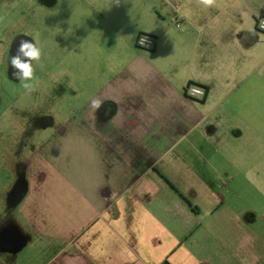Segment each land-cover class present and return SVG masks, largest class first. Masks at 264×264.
Instances as JSON below:
<instances>
[{
  "label": "crops",
  "instance_id": "obj_1",
  "mask_svg": "<svg viewBox=\"0 0 264 264\" xmlns=\"http://www.w3.org/2000/svg\"><path fill=\"white\" fill-rule=\"evenodd\" d=\"M9 5L0 98L18 41L42 55L31 110L0 109V264H264V0ZM232 165L256 205L217 190Z\"/></svg>",
  "mask_w": 264,
  "mask_h": 264
},
{
  "label": "rangeland",
  "instance_id": "obj_2",
  "mask_svg": "<svg viewBox=\"0 0 264 264\" xmlns=\"http://www.w3.org/2000/svg\"><path fill=\"white\" fill-rule=\"evenodd\" d=\"M5 88H6V94L0 98V109L5 110V109L10 108V109L17 110L18 108H26L27 110H31L33 106L32 105L33 102H31L30 91L25 89L22 86V84L18 86L8 85V86H5ZM17 97H21V99L19 102L17 101L16 103V99H18ZM37 108L39 110L38 116H41L47 109L45 104L44 105L42 104L41 99H40V106H37ZM262 115H263L262 116L263 127L261 131V142L264 143V100L262 102ZM9 119L10 118L8 117L6 124H8ZM45 123H47V120L45 121ZM3 124H5V121L4 119H1L0 126L1 125L3 126ZM2 135H4V133L0 134V136ZM229 137H230L229 139L231 142H236V140L238 139L237 131L235 130L234 133L229 134ZM38 140L39 142L44 140L41 134ZM261 157H262L261 163H262V166H264V145H263V154ZM246 168H247L248 173L255 172V169H257L254 163L252 164V166H246ZM229 174H230L229 176H223V175L220 177L218 176L217 178L218 180L214 182L217 185V190L220 191L225 196H227V204L237 205L238 200L236 197H233V193L239 194V192L241 193L246 192L247 198H244V200L246 199L245 201H247L248 204L250 205H256L255 199L251 198V195L254 194L256 190L255 182L253 180L243 178L242 176H239L238 178V175H237L238 172H237V169H235L234 165H232V167L229 168ZM223 183L227 184L229 186V189H225V190L222 189L221 186ZM263 186H264V183H263Z\"/></svg>",
  "mask_w": 264,
  "mask_h": 264
},
{
  "label": "clouds",
  "instance_id": "obj_3",
  "mask_svg": "<svg viewBox=\"0 0 264 264\" xmlns=\"http://www.w3.org/2000/svg\"><path fill=\"white\" fill-rule=\"evenodd\" d=\"M197 2L205 7H212L216 0H197ZM116 3H119V0H116ZM9 6V0H3V3H0V12L6 11ZM41 55L42 50L32 41L20 39L17 43L15 54L9 58V64L13 70L12 77L20 81L22 86L29 91L33 90L34 86L31 82L35 79V70L32 62H39ZM93 106L99 107V102L94 101Z\"/></svg>",
  "mask_w": 264,
  "mask_h": 264
},
{
  "label": "built area",
  "instance_id": "obj_4",
  "mask_svg": "<svg viewBox=\"0 0 264 264\" xmlns=\"http://www.w3.org/2000/svg\"><path fill=\"white\" fill-rule=\"evenodd\" d=\"M174 24L177 29H181L182 20L174 18ZM256 28L264 34V18H258ZM143 38V39H142ZM156 46V39L147 35H140L136 40V47L140 50L153 49ZM186 97L193 101L203 100L207 95V91L196 85H189L186 89Z\"/></svg>",
  "mask_w": 264,
  "mask_h": 264
}]
</instances>
